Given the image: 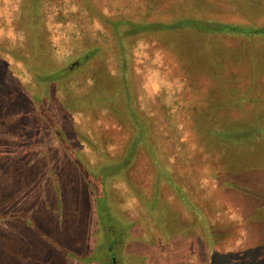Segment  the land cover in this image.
<instances>
[{
	"label": "rangeland",
	"instance_id": "rangeland-1",
	"mask_svg": "<svg viewBox=\"0 0 264 264\" xmlns=\"http://www.w3.org/2000/svg\"><path fill=\"white\" fill-rule=\"evenodd\" d=\"M260 28L264 0H0V264H264Z\"/></svg>",
	"mask_w": 264,
	"mask_h": 264
},
{
	"label": "trees",
	"instance_id": "trees-1",
	"mask_svg": "<svg viewBox=\"0 0 264 264\" xmlns=\"http://www.w3.org/2000/svg\"><path fill=\"white\" fill-rule=\"evenodd\" d=\"M189 22H190V21H187V20L184 21V22L182 21V22L179 23L178 25H182V24H184V23H185V24H189ZM168 26H169V24L167 25V27H168ZM170 27L172 28L173 25H170ZM249 33H252V34H254V35H255V34H258V35H259V34H263V33H264V28H260V29H257V30L255 29L254 31H250ZM89 54H90V53H89ZM89 54L87 53V54L84 56V59H89V58L91 57Z\"/></svg>",
	"mask_w": 264,
	"mask_h": 264
}]
</instances>
